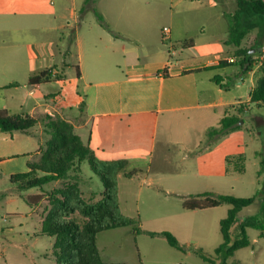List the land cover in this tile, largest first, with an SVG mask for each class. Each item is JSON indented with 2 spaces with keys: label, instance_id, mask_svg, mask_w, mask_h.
Returning a JSON list of instances; mask_svg holds the SVG:
<instances>
[{
  "label": "crops",
  "instance_id": "crops-1",
  "mask_svg": "<svg viewBox=\"0 0 264 264\" xmlns=\"http://www.w3.org/2000/svg\"><path fill=\"white\" fill-rule=\"evenodd\" d=\"M235 9L224 0H0V90L14 88L9 99L2 95L0 109L60 117L97 158L126 160L134 174H119L121 198V179L136 180V153L147 148L151 133L156 137L160 122L171 136L181 120L200 138L226 107L245 103L250 111V93L236 97L230 90L247 81L250 91L255 86L250 71L238 75L235 48L226 44ZM166 26L173 55L161 40ZM17 71L22 77L10 79ZM37 133H11L26 144L6 159L20 161L18 173L28 172L40 151ZM230 155L217 171L223 180L234 174L226 171ZM129 233L136 242L134 229ZM164 241L160 247L171 254L175 248Z\"/></svg>",
  "mask_w": 264,
  "mask_h": 264
},
{
  "label": "rangeland",
  "instance_id": "rangeland-1",
  "mask_svg": "<svg viewBox=\"0 0 264 264\" xmlns=\"http://www.w3.org/2000/svg\"><path fill=\"white\" fill-rule=\"evenodd\" d=\"M49 1L57 3L59 0ZM224 1L235 4L234 0ZM253 38L254 35H251L244 46L249 48ZM251 53L255 54V51ZM257 59L255 55L254 61ZM257 65L250 70L254 85L260 76ZM237 73H242L238 65ZM10 77L20 79L22 73L13 72ZM250 85L247 81L237 91L230 85V90L236 97L248 96ZM13 91L14 88L0 90V106L4 98L2 95L6 96L5 100L9 99ZM23 91L21 89L20 92ZM245 108V103L225 108L224 116L229 114L240 118L238 128L229 134L221 131L222 119L200 138L191 131L190 124L181 120L175 124L171 136L169 130L165 133L164 121L160 122L156 137L151 133L147 148L136 153V180L121 179V213L136 220V228L171 232L187 250L179 251L168 246L174 253L167 254L159 245L165 238L138 234L135 242L129 233L133 227H122L97 235V245L104 261L111 257L114 263L209 264L194 250L216 255V249L223 243L219 221L227 217L231 206L223 204L218 208L188 210L184 203L191 195L212 192L240 198L255 197L253 205L241 210L240 219L244 221L258 216L264 220V109L253 104L250 111ZM36 129L41 142L40 150H43L50 135L41 122ZM212 130L217 133L211 134ZM165 134L172 138L173 144L165 143ZM83 142L87 144L85 140ZM182 143L190 145V148ZM24 146L26 144H21L17 137L12 138V134L0 132V264H57L53 255L55 239L40 236L38 231L46 214L45 208L49 205V193L73 182V179L53 181L29 190L21 188V181L11 183V176L20 171V161L7 162L6 159ZM226 153H243L246 158L245 172L234 173L223 180L217 171L225 166L223 157ZM125 171L131 172L129 167ZM70 174L75 175L73 172ZM36 176H42V173ZM78 176L85 197L98 200L99 196L95 194L103 190V184L87 162L82 164V172ZM28 199L37 205L31 204ZM247 232L251 245L238 250L228 264H236V261L240 264H264V238L259 237L257 229L248 228ZM232 238H238V233L233 232Z\"/></svg>",
  "mask_w": 264,
  "mask_h": 264
},
{
  "label": "trees",
  "instance_id": "trees-1",
  "mask_svg": "<svg viewBox=\"0 0 264 264\" xmlns=\"http://www.w3.org/2000/svg\"><path fill=\"white\" fill-rule=\"evenodd\" d=\"M234 1L236 9L229 15L230 28L226 44L235 48L242 75L259 64L260 76L250 92V103L264 109V0ZM98 17L102 20L99 14ZM251 35H254L252 45L247 48L244 42ZM252 50H255V54L251 53ZM255 55L258 56L256 61H254ZM39 79L35 78L31 81ZM239 121L237 115L224 116L221 120L222 133L228 134L234 131L238 128ZM40 122L50 138L45 148L28 162L29 171L12 175L11 183L21 181V188L29 190L53 181L73 179V182L49 193V205L45 208L46 214L38 231L40 236L55 239L53 255L57 264H123L104 261L97 245V235L100 232L122 227H133L136 235L163 237L171 247L180 251L187 250L171 232H152L141 227L136 228L138 222L121 213L118 176L123 172L127 178H130L134 174L125 172L128 166L126 160L106 161L97 158L90 145L84 144L80 135L75 132V127L60 117L52 118L50 115H45L39 120L28 114L13 115L7 109H0L2 133L29 134ZM210 133L217 131L212 130ZM245 161L243 153L227 156V173L243 174ZM84 162L89 164L92 172L103 184V190L95 194L99 196L98 200L93 199L95 197L87 199L80 189L78 174L82 172ZM71 172L75 175H71ZM38 173H42V176L37 177ZM28 201L37 205L30 199ZM254 203L255 197L240 198L212 192L191 195L184 203V207L188 210L218 208L223 204L231 206L227 217L220 221L223 243L216 249V255L211 256L199 249H195V253L209 264H228V260L233 258L238 250L251 245L248 228L259 230V237L264 238V220L258 216L244 221L240 219L241 210ZM233 232L238 233V238H232ZM236 264L240 262L236 261Z\"/></svg>",
  "mask_w": 264,
  "mask_h": 264
},
{
  "label": "built area",
  "instance_id": "built-area-1",
  "mask_svg": "<svg viewBox=\"0 0 264 264\" xmlns=\"http://www.w3.org/2000/svg\"><path fill=\"white\" fill-rule=\"evenodd\" d=\"M161 40H162V43L165 45V46H168V54L169 55H173L174 52H175V49H174V42H173V39H172V31L170 29V27L166 26L162 29L161 31ZM230 63H234L236 60L235 59H229L228 60ZM259 66V64L257 65ZM57 72H55V76H56ZM53 75V76H54Z\"/></svg>",
  "mask_w": 264,
  "mask_h": 264
},
{
  "label": "water",
  "instance_id": "water-1",
  "mask_svg": "<svg viewBox=\"0 0 264 264\" xmlns=\"http://www.w3.org/2000/svg\"><path fill=\"white\" fill-rule=\"evenodd\" d=\"M252 51H255V50H252Z\"/></svg>",
  "mask_w": 264,
  "mask_h": 264
}]
</instances>
